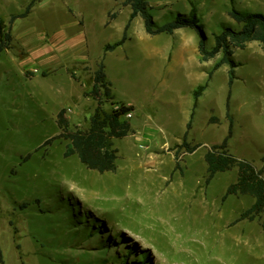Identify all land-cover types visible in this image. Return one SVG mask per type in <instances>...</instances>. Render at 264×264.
<instances>
[{
    "label": "rangeland",
    "instance_id": "obj_1",
    "mask_svg": "<svg viewBox=\"0 0 264 264\" xmlns=\"http://www.w3.org/2000/svg\"><path fill=\"white\" fill-rule=\"evenodd\" d=\"M126 1L36 0L11 24L0 54V264H264V214L237 220L253 199L222 200L236 168L205 183L204 161L230 116L229 153L261 166L264 43L232 48L213 69L223 54L201 61L196 30L149 35L137 16L124 43L104 52L122 37ZM147 1L155 25L195 7L207 49L223 28H239L231 9L264 12V0ZM29 2L0 0L5 29ZM101 58L115 98L133 105L132 132L114 139L116 169L104 173L65 156L68 140L56 137L61 109L69 130L88 128L97 101L82 91Z\"/></svg>",
    "mask_w": 264,
    "mask_h": 264
},
{
    "label": "trees",
    "instance_id": "obj_2",
    "mask_svg": "<svg viewBox=\"0 0 264 264\" xmlns=\"http://www.w3.org/2000/svg\"><path fill=\"white\" fill-rule=\"evenodd\" d=\"M36 0H30L23 12L11 14L8 20V27L5 29L4 19L0 17V54L9 49L12 35L10 33L11 24L19 17L26 16ZM130 6L128 20L124 26L122 37L111 44L104 46V52L112 51L122 45L126 39V32L132 20L139 16L142 19L144 30L149 35L159 33L172 34L179 28H191L200 35L198 41V51L202 61L213 58L216 54L222 53V59L214 64L216 69L222 62L228 61V56L232 54V48H244L246 42L256 40L264 43V12L238 11L231 9L228 15L239 24L238 29L225 27L218 34L214 35V42L210 48H206L202 30L198 24L199 20L196 8L192 6L189 16H178L174 20L155 25L153 16L149 11L147 0H127ZM45 75V72H42ZM212 72L208 73V78ZM74 78L75 74L71 73ZM231 77L229 82L231 83ZM207 82L198 85L193 91L194 106L202 91L205 90ZM85 96H91L97 101L94 112L90 116L88 128L82 130L75 128L69 130V121L66 118V110L61 109L56 115V124L61 130L56 137H63L68 140L65 156L76 154L79 160L88 168L99 173L115 171L118 150L114 146V139L122 138L132 132L130 123L125 115L133 111V106L126 105L123 102L115 101L111 90V83L106 78L105 64L103 58L97 63L92 76V87L89 91L83 93ZM109 100L112 108L106 111L102 108V102ZM192 116V114H191ZM190 116V117H191ZM228 133L220 143L213 144L204 153L207 176L205 183H209L217 172L227 171L236 168V179L230 183L222 200L230 195H247L253 201L248 208L243 210L237 220L247 219L253 221L259 219L264 214V156L261 157V166L256 167L244 159L234 157L228 151V140L231 136L232 118L230 116ZM215 119V118H214ZM191 122L186 124L189 129ZM180 147L185 148L187 152H193L196 146H190L183 138ZM264 229V220L261 223ZM123 242L122 239H120ZM145 259V257H142Z\"/></svg>",
    "mask_w": 264,
    "mask_h": 264
},
{
    "label": "crops",
    "instance_id": "obj_3",
    "mask_svg": "<svg viewBox=\"0 0 264 264\" xmlns=\"http://www.w3.org/2000/svg\"><path fill=\"white\" fill-rule=\"evenodd\" d=\"M180 29V28H179ZM177 30V29H176ZM174 33V32H173ZM185 48V46H183V45H179V51L178 52H180L181 51V53H182V49H184ZM197 50H198V46H197ZM198 53H199V51H198ZM199 55H200V53H199ZM201 59V58H200ZM209 60V59H208ZM202 61V60H201ZM205 61H207V60H205ZM30 69V71H32V73H30L29 74V76L30 77H32V76H34V74L35 73H37L39 70L36 68V67H30L29 68ZM74 74H75V72H73ZM106 73V72H105ZM194 75H195V72L193 73ZM106 78H107V76H106ZM73 79H75V78H73ZM107 80H108V78H107ZM109 81V80H108ZM111 83V82H110ZM198 86V85H197ZM196 86V87H197ZM111 90H112V85H111ZM195 90V89H194ZM193 90V91H194ZM83 91H82V95H83ZM112 93H113V95H114V92H113V90H112ZM114 99H115V101H119V102H123L124 104H126V105H131V106H133L131 103H129V102H125V101H121V100H117L116 98H115V95H114ZM194 99V98H193ZM197 102V101H196ZM194 103H195V101H194ZM194 103H193V105H194ZM190 115H191V113H190Z\"/></svg>",
    "mask_w": 264,
    "mask_h": 264
},
{
    "label": "built area",
    "instance_id": "obj_4",
    "mask_svg": "<svg viewBox=\"0 0 264 264\" xmlns=\"http://www.w3.org/2000/svg\"><path fill=\"white\" fill-rule=\"evenodd\" d=\"M131 113H127V115H130Z\"/></svg>",
    "mask_w": 264,
    "mask_h": 264
}]
</instances>
